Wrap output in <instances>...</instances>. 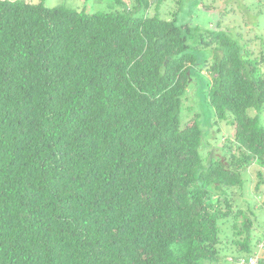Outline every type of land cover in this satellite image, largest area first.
<instances>
[{
    "label": "trees",
    "instance_id": "trees-1",
    "mask_svg": "<svg viewBox=\"0 0 264 264\" xmlns=\"http://www.w3.org/2000/svg\"><path fill=\"white\" fill-rule=\"evenodd\" d=\"M145 1L166 0L121 13L0 0V264L255 256L237 203L251 167L264 183V50L139 16ZM192 86L234 128L222 155L203 153L199 115L182 125Z\"/></svg>",
    "mask_w": 264,
    "mask_h": 264
},
{
    "label": "rangeland",
    "instance_id": "rangeland-1",
    "mask_svg": "<svg viewBox=\"0 0 264 264\" xmlns=\"http://www.w3.org/2000/svg\"><path fill=\"white\" fill-rule=\"evenodd\" d=\"M23 1L30 3L41 2V0ZM43 1L48 7L64 6L77 11L84 10L88 13H121L126 7L132 8L131 6L134 3V0H123L124 4L122 5L114 2V0ZM234 10H236L237 15L233 14ZM226 11H229V13H226ZM137 14L139 16L157 15L166 20H175L178 24L187 23L205 29L221 28L226 30L235 39L242 37L241 41L243 44L246 42L251 43L255 53H260L264 50V0H186L185 4L181 7L177 3V0H166L159 7L149 5L148 1H145L143 6L137 9ZM208 80L210 79L203 77V81L207 82ZM190 89L189 96L183 101L181 113L182 125H185L186 122L199 115L202 126L209 133L203 153L205 154L209 150H214L217 156L224 154L226 140L233 139V126L227 120L215 122L214 111L206 103L202 88L192 86ZM257 169L258 167L253 166L244 173L245 183L242 190L245 194L243 198H239L241 201L237 203V206L238 208H243L246 212L250 210L253 212L252 217L255 222L253 229L254 242L258 243L255 256L259 257L258 250L260 248L258 240L264 241V183L262 182L257 187L259 183ZM224 229L228 233V237H226L229 238L232 235L231 229L228 225ZM225 248L227 249L226 252H228L227 258L231 259L230 249ZM259 259L261 258L259 257Z\"/></svg>",
    "mask_w": 264,
    "mask_h": 264
},
{
    "label": "built area",
    "instance_id": "built-area-1",
    "mask_svg": "<svg viewBox=\"0 0 264 264\" xmlns=\"http://www.w3.org/2000/svg\"><path fill=\"white\" fill-rule=\"evenodd\" d=\"M259 248H260L261 250L264 249V242H262V243L260 244ZM260 260H261V259H259V257H257V256H253V257H251L249 260H246V259H238V262H239L240 264H259Z\"/></svg>",
    "mask_w": 264,
    "mask_h": 264
},
{
    "label": "crops",
    "instance_id": "crops-1",
    "mask_svg": "<svg viewBox=\"0 0 264 264\" xmlns=\"http://www.w3.org/2000/svg\"><path fill=\"white\" fill-rule=\"evenodd\" d=\"M259 251V253H258V255H259V257L261 258V259H264V249L263 250H258Z\"/></svg>",
    "mask_w": 264,
    "mask_h": 264
},
{
    "label": "bare ground",
    "instance_id": "bare-ground-1",
    "mask_svg": "<svg viewBox=\"0 0 264 264\" xmlns=\"http://www.w3.org/2000/svg\"><path fill=\"white\" fill-rule=\"evenodd\" d=\"M264 242V241H263ZM238 264H240L239 262H238Z\"/></svg>",
    "mask_w": 264,
    "mask_h": 264
}]
</instances>
